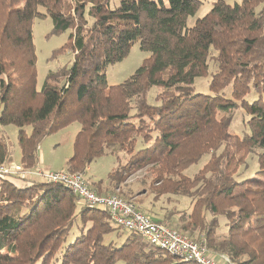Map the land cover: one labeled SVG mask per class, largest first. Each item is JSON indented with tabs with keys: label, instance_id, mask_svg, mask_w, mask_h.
Listing matches in <instances>:
<instances>
[{
	"label": "trees",
	"instance_id": "16d2710c",
	"mask_svg": "<svg viewBox=\"0 0 264 264\" xmlns=\"http://www.w3.org/2000/svg\"><path fill=\"white\" fill-rule=\"evenodd\" d=\"M111 1L0 0V125L18 128L21 165L37 167L41 142L78 122L68 172L83 173L97 158L124 154L128 161L107 183L123 184L148 169L155 196L190 200L175 212L180 228L174 229L232 264H264V99L246 100L252 90L264 94V0H217L192 28L188 19L201 0H120L114 9ZM48 17L54 35L72 31L64 49L74 61L48 71L38 91L33 21ZM135 43L151 56L110 86L106 69ZM210 61L217 67L211 95L193 94ZM154 87L162 90L152 105ZM229 87L232 99L225 96ZM239 107L250 115L243 138L229 128ZM5 141L0 134V165L9 162ZM257 153L259 178L239 182L247 157ZM205 156L203 168L187 176ZM28 182L20 188L0 179V264H197L137 233L120 245L106 243L111 231L100 213L112 222L108 212L79 206L80 198L61 183ZM103 183L89 186L107 195Z\"/></svg>",
	"mask_w": 264,
	"mask_h": 264
},
{
	"label": "rangeland",
	"instance_id": "374dc122",
	"mask_svg": "<svg viewBox=\"0 0 264 264\" xmlns=\"http://www.w3.org/2000/svg\"><path fill=\"white\" fill-rule=\"evenodd\" d=\"M203 5L199 9L196 15L191 16L188 19V28H192L199 18H203L212 9L213 4L217 0H201ZM120 0H112L111 8L114 9L119 5ZM229 4L233 5L235 3H240L239 0H227ZM264 8V3L261 5ZM42 11V10H40ZM50 17L46 19H35L33 22V38L34 45L36 49L37 56V90L41 91L45 81L48 71H59L61 68L70 67L74 61V54L69 49H64L65 45L69 41V36L72 31L62 33L60 35L53 34V22ZM67 47V46H66ZM150 53L143 51L140 48V43H135L129 55L121 62L110 65L106 70L108 84L110 86H115L122 84L128 78H130L139 68L146 59L150 57ZM213 61L209 62V73L207 76L198 77L194 83L193 94H205L211 95L210 84L212 81L213 74L215 73L217 67L214 65ZM232 88L229 87L225 89V96L227 99H232ZM161 90L159 87H154L148 94V102L152 105L155 104V97ZM259 98L264 99L263 95H258L254 90H252L246 97L247 102L253 103V101ZM250 120V115L247 114L244 108L239 107L236 109L230 130L234 135L243 138L246 134L250 133V128L248 121ZM80 131V124L75 122L65 128H62L58 132L46 137L40 144L39 149V167L47 171H61L65 170L67 166L68 159L74 154V143L77 137V133ZM18 133L19 130L14 125L1 126L0 134L5 138L7 145V150L10 154L9 162L7 165L17 166L23 169L24 173L27 169L23 168L21 165V151L18 144ZM209 156H205L202 162L190 166L185 174L189 177H193L198 171H200L206 164ZM128 158L122 154L119 159L112 157V155H106L97 158L89 167L85 174L88 184L107 181L112 170L117 167V165L124 166ZM247 164L243 166L236 178L240 182L250 179H258V172L260 170L259 157L257 154H251L247 157ZM34 169V168H33ZM30 171L32 169H29ZM18 176H8L18 187L24 188L29 185V180H34L38 182H44V179L39 176L31 175L30 177ZM5 178V179H6ZM150 171L148 169H143L136 174L132 175L123 184H110L106 183L103 193H109L111 195H117L123 197L125 200L133 202L139 210L152 217L153 219L160 220L166 225H170L173 228L179 227V212L189 207L190 200L170 195H164L162 197L155 196L153 194V189L151 184ZM92 185V184H91ZM116 185V187H115ZM94 187V186H93ZM83 201L79 200L78 205L82 206ZM95 211V210H94ZM100 211V210H97ZM101 212V211H100ZM175 214L174 216L171 215ZM98 215V214H97ZM100 217L104 219V223L107 225V229L111 231L105 236L104 240L106 243L114 242L116 245H120L122 240L129 234L127 231L122 233L121 229L117 228L115 223H112L108 215L104 212L100 213ZM225 223V219L221 220L222 226ZM114 231V232H113ZM77 229L73 231L71 239L74 240L78 235ZM120 235V236H119ZM121 238H119V237ZM60 259V258H58ZM52 264H61L60 260H55ZM116 264H124L123 261H118Z\"/></svg>",
	"mask_w": 264,
	"mask_h": 264
},
{
	"label": "built area",
	"instance_id": "2783aa9c",
	"mask_svg": "<svg viewBox=\"0 0 264 264\" xmlns=\"http://www.w3.org/2000/svg\"><path fill=\"white\" fill-rule=\"evenodd\" d=\"M19 172L23 177L41 176L44 181L50 184L61 183L65 185L83 201L84 205L108 212L112 222L117 227L128 233L139 234L145 241L182 261H193L197 264H232L227 256L213 255L203 243L191 240L169 225L156 222L152 217L136 208L137 206L133 202L117 195L101 196L96 193L90 188L83 173H70L67 170L46 172L39 166L24 173L20 167L7 164L0 165V179L18 176Z\"/></svg>",
	"mask_w": 264,
	"mask_h": 264
},
{
	"label": "crops",
	"instance_id": "0c3cea01",
	"mask_svg": "<svg viewBox=\"0 0 264 264\" xmlns=\"http://www.w3.org/2000/svg\"><path fill=\"white\" fill-rule=\"evenodd\" d=\"M64 170V169H63ZM63 170H61L62 172H63ZM66 170V169H65ZM99 182V181H98ZM97 183V182H96ZM106 183L107 182H105V183H103L104 185H103V187H105L106 186ZM188 208V207H187ZM186 209V208H185ZM221 262V261H220Z\"/></svg>",
	"mask_w": 264,
	"mask_h": 264
},
{
	"label": "bare ground",
	"instance_id": "6f19581e",
	"mask_svg": "<svg viewBox=\"0 0 264 264\" xmlns=\"http://www.w3.org/2000/svg\"><path fill=\"white\" fill-rule=\"evenodd\" d=\"M165 251V250H164ZM165 252H167V251H165ZM168 254V253H167ZM171 255V254H170Z\"/></svg>",
	"mask_w": 264,
	"mask_h": 264
}]
</instances>
